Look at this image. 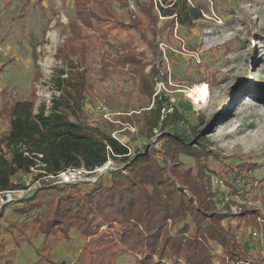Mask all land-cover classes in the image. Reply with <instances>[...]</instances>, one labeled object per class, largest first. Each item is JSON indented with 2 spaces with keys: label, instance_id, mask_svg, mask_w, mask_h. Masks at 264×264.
I'll return each instance as SVG.
<instances>
[{
  "label": "rangeland",
  "instance_id": "rangeland-1",
  "mask_svg": "<svg viewBox=\"0 0 264 264\" xmlns=\"http://www.w3.org/2000/svg\"><path fill=\"white\" fill-rule=\"evenodd\" d=\"M188 1L200 9L201 17L192 28L175 21L172 35L168 28L158 31L160 54L145 70L154 87L149 96L140 92L141 75L130 65H119L117 59L119 47L129 36L136 39L139 48L147 47L136 30L125 31L119 24L137 16L134 0H91L90 7L105 21L96 22L93 28L83 26V37L90 44L85 62L77 55L59 56L58 52L71 35L68 21L76 14L74 0H0V105L31 99L35 93V112L45 105L49 113L53 98L61 95L66 99L63 111L74 120V87L65 84L62 92L56 78L63 70V77L77 79L76 74L85 68L91 87L80 104L90 124L116 135L128 145L132 158L153 148H166L173 136L201 148L204 154L200 159L180 152L181 170L191 168L198 175L204 168V179L211 176L216 211L236 214L244 205L257 210L259 226L235 216L225 219L224 224L234 226L250 255L235 264H254L250 258L264 262V0ZM161 16L159 28L169 18ZM107 27L112 34L105 37L102 31ZM162 42L183 51L169 50L171 65L162 56ZM183 46L198 52L201 62ZM104 61L110 64L106 70ZM202 91L205 96L199 101L197 93ZM100 103L111 113V120L96 108ZM158 104L161 116L153 126L149 119L155 114L150 109ZM174 112L180 116H171ZM8 124L7 117L0 119V134ZM4 150L9 155L6 146ZM162 156L171 160L166 154ZM111 158L116 170L127 172L124 165L128 161ZM244 161L258 166L242 170L243 178L232 181L230 169ZM110 176L100 182H108ZM88 184L93 185L82 182L75 188L63 186L65 191L83 193ZM47 186L51 185L42 184ZM180 188L189 195L187 188ZM62 192L48 187L30 202L15 200L5 205L0 214V264H81L77 259L87 238L77 229L68 238L60 235L53 245L44 233L35 235L33 230L36 217L45 215ZM31 196L33 192L26 198ZM212 250L218 264L222 246L212 243ZM116 264H135L134 257L126 252Z\"/></svg>",
  "mask_w": 264,
  "mask_h": 264
},
{
  "label": "trees",
  "instance_id": "trees-1",
  "mask_svg": "<svg viewBox=\"0 0 264 264\" xmlns=\"http://www.w3.org/2000/svg\"><path fill=\"white\" fill-rule=\"evenodd\" d=\"M134 1L139 11L137 16L119 21V24L125 31L136 30L147 47L140 49L136 39L129 36L123 47H119L117 59L119 65H130L134 73L141 75L140 92L152 96L153 82L145 70L160 54L158 31L168 28L172 35L175 21L192 28L201 13L188 0H173L167 5V0H162L164 5H159V9L153 0ZM90 2L74 0L76 14L68 21L71 35L64 47L58 49L59 56L77 55L80 62L86 61L90 44L83 37V26L93 28L96 22L105 21L90 7ZM126 5L129 6L128 2ZM160 15L169 17L162 28L158 27ZM102 32L105 37L112 34L108 27ZM109 65L104 61L103 70ZM87 72L84 68L82 73L76 74V79V76L63 77L65 73L60 70L56 78L57 87L62 92L65 84L74 87V120L63 111L66 99L61 95L53 98L49 113H46L45 105L35 112V93L31 99L0 105V119H9L7 129L0 134V190L22 185L14 181L36 164V153L44 154L48 173L80 166L94 169L103 165L110 155L129 162L124 165L127 172L113 170L104 176L111 175L108 182L101 183L102 177L93 185L88 184L90 187L83 193L64 190L67 185L75 188L81 183L65 187L50 184L34 191L33 196L23 198L26 203L30 202L41 189L48 187L63 191L45 215L36 217L33 225L35 235L44 233L53 245L60 235L68 238L70 232L77 229L87 238L77 259L81 264H116L126 252L133 255L135 264H216L212 243L221 245L223 249L218 264H235L248 259L250 255L234 226L224 224V220L235 216L246 224L259 226L257 210L244 205L236 214L216 211L211 198V176L204 179V168L199 169L198 175H194L191 168L181 170L182 163L178 161L180 152L200 159L204 154L202 149L193 147L178 136L170 138L166 148L160 149L170 157V161L155 148L130 157L128 145L90 124L84 115L80 101L91 87ZM152 72L155 74L156 70L152 68ZM150 110L155 116L149 122L157 126L161 105ZM175 115L180 116L177 112L171 114ZM21 144L27 145L32 157L24 154ZM4 146L8 148L9 155ZM256 165L255 162L244 161L231 168L232 181L243 178L242 170L251 171ZM180 186L187 188L190 196ZM188 217L190 221H187ZM174 227L176 230L172 231ZM250 260L254 264H264L262 260Z\"/></svg>",
  "mask_w": 264,
  "mask_h": 264
},
{
  "label": "built area",
  "instance_id": "built-area-1",
  "mask_svg": "<svg viewBox=\"0 0 264 264\" xmlns=\"http://www.w3.org/2000/svg\"><path fill=\"white\" fill-rule=\"evenodd\" d=\"M153 1L156 6V9H159V5H164L162 0H153ZM161 17H165V16H161ZM175 35L178 36V24H176L175 27ZM182 41L185 42L184 39H182ZM160 48L162 51V56L167 61L168 65H171L168 58L169 50H172L175 53L177 52L183 53L182 50H179L174 47H170L163 42L160 43ZM183 50L188 51L190 56L193 57L197 62H201L202 60L201 55L198 52L190 51L185 46H183ZM48 107H50V105H48ZM96 108L100 110L104 118L111 120V113L109 112L107 107H105L103 104L100 103L96 106ZM113 137L117 138L116 135L114 134ZM21 148L24 151L25 155L32 157L26 144H21ZM43 157H44L43 153H36L34 157L36 164L31 166L30 171L28 173H22L18 178L19 180H17V178L15 179L14 183L15 184L21 183L22 184L21 186L0 190V214L2 213L6 204L13 202L15 200L18 201L22 200L23 198L27 197L30 193L42 187V184L66 185V184H75L82 182L96 183L102 177L107 175L109 172L118 169V167L115 166L113 159L111 158L112 156L110 155L107 161L103 165L98 166L94 169L89 170L83 166H80V167H69L57 173H48L45 170L46 163L43 161ZM256 234L257 232H255V235Z\"/></svg>",
  "mask_w": 264,
  "mask_h": 264
},
{
  "label": "bare ground",
  "instance_id": "bare-ground-1",
  "mask_svg": "<svg viewBox=\"0 0 264 264\" xmlns=\"http://www.w3.org/2000/svg\"><path fill=\"white\" fill-rule=\"evenodd\" d=\"M197 99L199 100V101H201L202 99H204V96H205V93L202 91V92H198L197 93Z\"/></svg>",
  "mask_w": 264,
  "mask_h": 264
},
{
  "label": "crops",
  "instance_id": "crops-1",
  "mask_svg": "<svg viewBox=\"0 0 264 264\" xmlns=\"http://www.w3.org/2000/svg\"><path fill=\"white\" fill-rule=\"evenodd\" d=\"M140 49H143V48H140Z\"/></svg>",
  "mask_w": 264,
  "mask_h": 264
}]
</instances>
